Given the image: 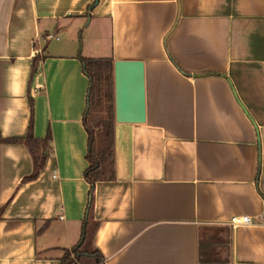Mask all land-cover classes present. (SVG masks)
I'll use <instances>...</instances> for the list:
<instances>
[{
	"label": "crops",
	"instance_id": "crops-1",
	"mask_svg": "<svg viewBox=\"0 0 264 264\" xmlns=\"http://www.w3.org/2000/svg\"><path fill=\"white\" fill-rule=\"evenodd\" d=\"M83 58L141 60L145 86L89 211ZM30 124L50 150L24 179ZM83 238L100 264H264V0H0V264Z\"/></svg>",
	"mask_w": 264,
	"mask_h": 264
},
{
	"label": "trees",
	"instance_id": "trees-1",
	"mask_svg": "<svg viewBox=\"0 0 264 264\" xmlns=\"http://www.w3.org/2000/svg\"><path fill=\"white\" fill-rule=\"evenodd\" d=\"M84 70L89 77L87 110L85 118L96 111L95 120L87 124L88 151L86 159L88 166L85 178L90 184L87 211L91 208L93 184L99 180L114 179V108H113V59L112 58H83ZM34 69V65H33ZM104 111V115H100ZM23 141L33 158V171L24 179L35 178L41 170L47 152L50 150V134L43 139L36 138L29 125L24 138L10 139ZM66 250L61 257L62 264H75L82 259H92L94 264H100L102 259L96 251L84 249L83 242Z\"/></svg>",
	"mask_w": 264,
	"mask_h": 264
},
{
	"label": "water",
	"instance_id": "water-1",
	"mask_svg": "<svg viewBox=\"0 0 264 264\" xmlns=\"http://www.w3.org/2000/svg\"><path fill=\"white\" fill-rule=\"evenodd\" d=\"M114 119L116 122L145 121L144 67L141 60L113 62Z\"/></svg>",
	"mask_w": 264,
	"mask_h": 264
},
{
	"label": "built area",
	"instance_id": "built-area-1",
	"mask_svg": "<svg viewBox=\"0 0 264 264\" xmlns=\"http://www.w3.org/2000/svg\"><path fill=\"white\" fill-rule=\"evenodd\" d=\"M52 37L58 39V36H55L54 34H47L46 36H44L42 38V40L45 42V41H47L48 39H50ZM36 51L39 52L40 49L36 48ZM231 223L232 224L250 225V224H252V220H251V218L249 216L244 215V216H241L240 218H232Z\"/></svg>",
	"mask_w": 264,
	"mask_h": 264
},
{
	"label": "rangeland",
	"instance_id": "rangeland-1",
	"mask_svg": "<svg viewBox=\"0 0 264 264\" xmlns=\"http://www.w3.org/2000/svg\"><path fill=\"white\" fill-rule=\"evenodd\" d=\"M100 115H101V116L104 115V111H102V113H100ZM88 248H89V251L92 250V248H91V246H89V244H87V245L84 247V249H86V250H88Z\"/></svg>",
	"mask_w": 264,
	"mask_h": 264
}]
</instances>
